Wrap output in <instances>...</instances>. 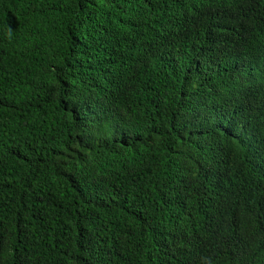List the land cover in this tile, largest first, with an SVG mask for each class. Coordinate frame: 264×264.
I'll list each match as a JSON object with an SVG mask.
<instances>
[{"label":"trees","instance_id":"trees-1","mask_svg":"<svg viewBox=\"0 0 264 264\" xmlns=\"http://www.w3.org/2000/svg\"><path fill=\"white\" fill-rule=\"evenodd\" d=\"M0 264H264V0H0Z\"/></svg>","mask_w":264,"mask_h":264}]
</instances>
